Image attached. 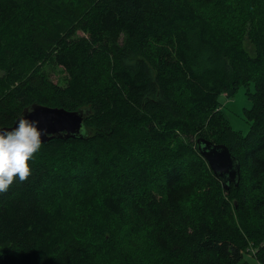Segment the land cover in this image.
Returning a JSON list of instances; mask_svg holds the SVG:
<instances>
[{
	"label": "trees",
	"instance_id": "trees-1",
	"mask_svg": "<svg viewBox=\"0 0 264 264\" xmlns=\"http://www.w3.org/2000/svg\"><path fill=\"white\" fill-rule=\"evenodd\" d=\"M241 87L247 133L220 100ZM34 103L89 109L87 134L0 193V264H264V0H0V127Z\"/></svg>",
	"mask_w": 264,
	"mask_h": 264
},
{
	"label": "water",
	"instance_id": "water-1",
	"mask_svg": "<svg viewBox=\"0 0 264 264\" xmlns=\"http://www.w3.org/2000/svg\"><path fill=\"white\" fill-rule=\"evenodd\" d=\"M89 109L69 110L64 107H52L34 103L26 107L11 126L0 129H11L17 126L21 117H26L38 123L43 131V143L55 138H74L80 135L84 120L90 114ZM202 156L208 161L215 176L222 182L224 188L234 182L238 185L241 176L239 159L224 143H215L206 138L197 140Z\"/></svg>",
	"mask_w": 264,
	"mask_h": 264
},
{
	"label": "clouds",
	"instance_id": "clouds-1",
	"mask_svg": "<svg viewBox=\"0 0 264 264\" xmlns=\"http://www.w3.org/2000/svg\"><path fill=\"white\" fill-rule=\"evenodd\" d=\"M80 134H87L82 126ZM43 131L36 121L21 117L17 126L0 129V193L17 182H26L31 176V161L36 158L43 143Z\"/></svg>",
	"mask_w": 264,
	"mask_h": 264
},
{
	"label": "rangeland",
	"instance_id": "rangeland-1",
	"mask_svg": "<svg viewBox=\"0 0 264 264\" xmlns=\"http://www.w3.org/2000/svg\"><path fill=\"white\" fill-rule=\"evenodd\" d=\"M48 70L55 81L65 83L66 73L61 67L54 66ZM251 87L254 89L253 85ZM220 100L223 103L225 114L234 129L247 133L250 130V122L245 118L244 108L250 107L251 101L246 94L245 88L241 87L231 97H228L226 94H221ZM245 259L249 261L250 264H259L256 258L251 254H245Z\"/></svg>",
	"mask_w": 264,
	"mask_h": 264
}]
</instances>
